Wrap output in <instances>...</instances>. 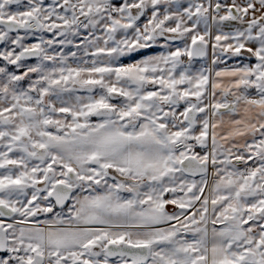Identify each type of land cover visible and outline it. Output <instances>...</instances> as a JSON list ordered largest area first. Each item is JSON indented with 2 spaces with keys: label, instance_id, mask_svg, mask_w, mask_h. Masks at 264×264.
<instances>
[{
  "label": "snow or ice",
  "instance_id": "obj_1",
  "mask_svg": "<svg viewBox=\"0 0 264 264\" xmlns=\"http://www.w3.org/2000/svg\"><path fill=\"white\" fill-rule=\"evenodd\" d=\"M0 264H264V0H0Z\"/></svg>",
  "mask_w": 264,
  "mask_h": 264
}]
</instances>
